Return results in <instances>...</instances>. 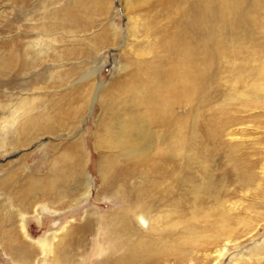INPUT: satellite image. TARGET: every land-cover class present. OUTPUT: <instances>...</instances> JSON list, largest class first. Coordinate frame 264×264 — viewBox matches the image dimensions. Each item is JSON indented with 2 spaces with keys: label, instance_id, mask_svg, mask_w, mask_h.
<instances>
[{
  "label": "bare ground",
  "instance_id": "6f19581e",
  "mask_svg": "<svg viewBox=\"0 0 264 264\" xmlns=\"http://www.w3.org/2000/svg\"><path fill=\"white\" fill-rule=\"evenodd\" d=\"M18 1L28 4L31 0ZM37 2L45 3L43 10L31 11L23 16L30 26L25 34L33 39L30 42L33 45L22 47V53L17 48L19 54L16 56L22 72L31 76L33 72L36 77L48 67V74L55 79L56 85L64 82L63 79L69 80L75 75V68H69L63 74L62 67L68 61H77V55H80L78 48L73 45L69 47V42H78L83 31L90 33L97 27L95 18H104L93 40L84 37L90 48L82 55L81 63L87 65L90 61V66L86 72L79 74L77 81L86 83L98 77L104 71L106 62L102 65L97 62L104 60L106 50L112 48L111 51H120L119 64L112 62V84L106 86V83L97 81L91 97L88 95L91 88L87 90L86 86L84 94L71 98L77 104L89 102L91 98V102L93 100L99 104L103 117L109 121L108 124L104 122L105 127L107 125V139L99 142L106 152L112 154V159H102L103 170L112 173L113 182V179L117 182L120 178L124 181L127 175L135 174L148 176L149 181L154 172H160L167 175L173 184L191 186L189 192L195 198V201L140 199L117 202L119 207L115 222L111 219L106 224L109 230L105 240L108 248L105 255L100 253L98 264H222L232 250L242 248L241 244L248 238L253 240L252 231L244 237L240 235V227L248 225L249 221L239 218V209L235 203L227 200V180L215 183V175L198 159L196 153L199 152V143L210 137L218 141L228 127L223 122L221 133L211 129L205 133L199 129L202 110L207 104L208 59L224 53L228 42L234 40L232 36L237 37L234 30H264V0H131L124 6L127 22L123 27H119L115 17H111L110 6L101 7V1L95 2L92 17L87 16L90 10L86 5L68 7L71 0ZM141 11L146 12L143 19ZM150 15L154 22L161 19L163 24L150 26L147 20ZM226 29H230V33ZM31 46H35L36 51H29ZM231 53L235 54L234 51ZM256 56L257 59L253 55L254 60L260 67H253L249 74L254 89H249L248 95L260 104L261 100L264 101V45L257 44ZM22 57H25L24 61ZM37 94L42 95V92L31 93V100L26 97L27 94H23V98L18 97L17 103L3 113L0 121V134L4 135L1 149L27 146L38 136L69 130L65 120L74 118L62 107H59L58 115H65L55 122L51 114L37 115L39 104L40 107L43 104V99ZM80 110L83 113L86 107ZM9 126L16 127L14 137L8 132ZM228 135L233 137L235 134L230 132ZM238 144L233 146L235 151L242 145ZM79 146V142H74L61 149L54 147L53 163L39 178L30 175L22 177L19 173L16 177L14 170L11 173L8 170L9 177L0 181V190L4 187L5 195L22 217L20 226L23 236L19 233L18 236L14 235V240L6 238L7 243L2 242L16 263L32 264L36 257V250L28 243L25 232L24 211L32 209L39 202L59 204L68 199L76 203L90 196V177L88 175L84 185L83 163L76 159L79 153L82 154ZM160 160L164 165H160L163 164L159 163ZM227 160L238 167L234 173L229 172L234 175L236 183L250 188L255 181L252 172L254 165L247 164L245 159L240 162L235 158ZM120 161L129 164L127 170L119 167ZM194 167L205 174L200 180L193 175ZM102 176L104 182L105 175ZM158 185L154 186L155 189ZM207 186L216 189V194L212 195ZM201 191H205L210 201L200 196ZM171 193H174L173 190ZM145 194V191L142 192L141 198ZM78 195L80 198L76 200ZM163 206L169 208L164 209ZM15 208L13 213L18 217ZM136 219L142 227L146 226L145 229H137ZM78 234L81 236L82 233ZM55 237L36 243L40 248L39 254L45 259L42 264H49L46 259L50 249L56 254L53 264H78V256H87L85 236L82 240L77 234L67 240L63 237L53 245ZM256 249L261 252L251 256L244 253L236 255L233 264H247L254 257L258 261L264 259V240Z\"/></svg>",
  "mask_w": 264,
  "mask_h": 264
},
{
  "label": "rangeland",
  "instance_id": "374dc122",
  "mask_svg": "<svg viewBox=\"0 0 264 264\" xmlns=\"http://www.w3.org/2000/svg\"><path fill=\"white\" fill-rule=\"evenodd\" d=\"M99 1H101L102 8L111 7V17H115L119 27H123L126 24L127 16H125L126 14L123 10L124 6H127V3L131 0H71L68 7L74 8L79 5H86L90 10L86 14L88 17H92L94 14L93 6L95 2ZM132 1L135 2L137 0ZM44 5V2H37V0H31L28 4L18 0H0V121L4 116L5 110L17 103L16 99L18 97L23 98V94H27L28 96L26 97L31 100L33 97H30V94L39 90L42 92V95H37L43 99L41 106L43 109L39 104L36 111L39 117L40 115L51 114L52 121L55 122L56 119L63 118L65 115H58V109L62 107L64 112H70V115H73L74 120L70 118L64 119L69 130L60 131L55 135L38 136L36 139L29 141L27 146L19 145L16 148L11 146L8 149H5V147L3 149L0 148V181L9 177L13 170L16 172V177L19 173L22 177L30 175L39 178L46 173L53 163L55 157L54 147L61 149L74 142H79L82 154L79 153L78 157L74 158L83 163L84 185L88 175L90 177L92 185L90 196L86 199L82 198L76 201V203H71L68 199H64L59 204H51L49 201L39 202L32 209L24 211L23 223L29 239L28 243L36 250V257L32 264H42L45 261L39 254L40 248L36 243L47 240L48 237H51L50 240H52L56 235V239L52 241L53 245H56L63 237L67 240L76 234L81 240L85 236L84 239L87 240L84 244L86 252H88L86 257L78 256V264H98L100 253L102 252L105 255L108 248L105 240L107 239L109 230H107L106 224L111 219L115 222L116 209L118 210L119 207L117 202L139 201L140 199H142L140 201H195V198L191 197L189 192L191 186L173 184V181L167 175L160 172H154L149 181L147 179L149 178L148 176L135 174L132 176L127 175L124 181L121 178L117 182L116 179H113V182L111 181L112 173L110 174V172L103 170L104 160L102 159H112V154L108 153V151L106 152L102 143L99 142L107 139V132L105 131L107 125L105 127V124H108L109 121L103 117L99 104L93 102V100L91 102V98L89 97L93 94L98 82L102 81L106 83V86L112 84L110 82L114 73L112 62L119 64L120 51H111L112 48L106 50L104 60L101 59L97 62L98 65L106 62L104 71L98 77L96 76L86 83H83L85 81L78 83L77 77L82 71L83 73L84 71L86 72L90 66V61L87 65L81 63L83 61L81 60L82 55L90 48V44L84 40V37L88 36L89 38L86 37L87 39L93 40V37L98 32L96 30L101 29L100 24L104 18H95L97 27L93 28L90 33L83 31L84 33L81 34V38L77 39L78 42L74 40L71 43L69 42V47L73 45L80 51V55H77L76 58L77 61H68L65 63V67H62L63 74L69 68H75V75L69 80L63 79L64 82L60 85L57 83L56 85L55 79H51L50 74H48L50 72L48 67L42 70L43 74H36L38 77H35L33 72L31 73L32 76L30 74L25 75L22 72L23 70H21L20 62L16 56L19 54L17 48H20L22 53L24 50L22 47L29 44L33 45L30 43L33 39H30L25 34L28 33L30 26H28L29 23L26 24L25 17L23 16L28 13L30 14L31 11L43 10ZM141 14H143L141 15L142 19L146 17V12L141 11ZM151 16L147 19L150 26H161L163 24L161 19L154 22ZM226 31L230 33V29H226ZM233 33H236L237 37L235 35L232 36L234 40L228 42L224 53L208 59L207 74L209 88L207 89L206 96L207 104H205L202 110L203 118L201 117L200 119L201 124L199 125V129L205 133L210 131V129L212 131L218 130L221 133L223 132V122L228 127L224 135L219 136L218 141L220 143L218 141L216 143L211 137L206 140L204 139L201 144L199 143V152L196 153L198 159L207 165L209 171L215 175V181H217L215 183L219 184L221 180H227L229 190L227 200L235 203L240 211L239 218H245L249 221L248 225L240 227V235L244 237L250 231L254 235L253 240H250L248 238L250 236L248 235V239L241 244L242 248L232 250L222 264H233L235 256L241 253H244L246 256L260 253L261 251L258 252L256 246L260 245L261 240H264V101L261 100V103L257 104L248 95V90L254 89L249 74L253 67H260V64L254 60L253 55L257 59V44L264 45V30L242 28L234 30ZM29 49V51H34L35 46H31ZM231 51H234L235 54H232ZM24 58L22 57L23 61ZM41 81L45 82V84H39ZM85 87L87 90L91 88L88 90L89 97L87 98L90 99L89 102L73 103L74 100L71 98L81 96ZM84 106L86 110L81 113L80 109ZM56 125L61 126L62 124L56 123ZM15 128L13 126H9L8 128V132L13 137L15 136ZM230 132H233L235 135L233 137L229 136ZM3 138L4 135L0 134V147L3 145ZM238 143L242 145L237 152L233 146ZM217 144L219 149L216 146ZM115 152L117 153V151ZM231 158L240 159L239 162L245 159L247 160V164L251 163L254 165L252 172L255 175V181L250 188L248 187L250 192L247 187H242L239 183H236V179L232 173L238 167H236L234 162L227 160ZM120 162L119 167L127 170L129 164H126L124 161ZM159 163H163L160 165H164V162L161 160ZM194 168L196 170L193 171V175H196L199 178H197L198 180L205 176L201 169H198V167ZM231 171L232 173H229ZM19 175L18 177H20ZM102 175H105L104 182ZM158 183L160 186L158 185V188L155 189L154 186ZM205 185L206 183L203 186ZM207 188H210L212 195L216 194V189L209 186ZM3 189L4 187L0 190V264H18L7 253L2 242L4 243L6 238L14 240V235L18 236L19 233L21 234V212L18 213L17 208L12 206L11 201L8 199L9 197L5 195ZM169 189H172L174 193H171L172 190L170 191ZM144 191L146 194L141 198V193ZM149 192L151 193L147 197L146 195ZM79 195L75 198L76 200L80 198ZM200 196L206 201H210L205 191H201ZM44 205H46L45 208ZM14 208L17 211L18 217L13 213ZM163 208L168 209L169 206H163ZM120 209L122 208L120 207ZM236 214H238V211ZM6 219L11 220L6 221ZM136 224L137 229H145L144 227H146L145 225L142 227L137 219ZM256 228L257 231L255 230ZM83 230L84 233L82 232ZM76 232L82 233L80 234L81 236H78L79 234ZM51 250L46 259L49 264H53L56 255ZM91 255L92 258H90ZM247 264H264V259L258 261L254 257Z\"/></svg>",
  "mask_w": 264,
  "mask_h": 264
}]
</instances>
